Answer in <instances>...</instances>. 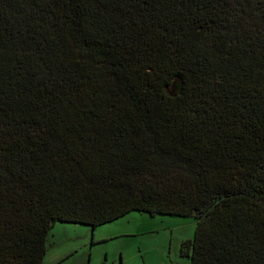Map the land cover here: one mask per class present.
Masks as SVG:
<instances>
[{
    "label": "trees",
    "instance_id": "trees-1",
    "mask_svg": "<svg viewBox=\"0 0 264 264\" xmlns=\"http://www.w3.org/2000/svg\"><path fill=\"white\" fill-rule=\"evenodd\" d=\"M134 209L264 264V0H0V264Z\"/></svg>",
    "mask_w": 264,
    "mask_h": 264
},
{
    "label": "rangeland",
    "instance_id": "rangeland-1",
    "mask_svg": "<svg viewBox=\"0 0 264 264\" xmlns=\"http://www.w3.org/2000/svg\"><path fill=\"white\" fill-rule=\"evenodd\" d=\"M195 225L193 215L136 209L95 227L58 220L49 232L42 264L185 263L179 245L193 236Z\"/></svg>",
    "mask_w": 264,
    "mask_h": 264
},
{
    "label": "crops",
    "instance_id": "crops-1",
    "mask_svg": "<svg viewBox=\"0 0 264 264\" xmlns=\"http://www.w3.org/2000/svg\"><path fill=\"white\" fill-rule=\"evenodd\" d=\"M71 252H72V249H70V250L68 251L67 255L71 254ZM174 262H176V261H174ZM98 264H100V263H98ZM173 264H176V263H173Z\"/></svg>",
    "mask_w": 264,
    "mask_h": 264
}]
</instances>
